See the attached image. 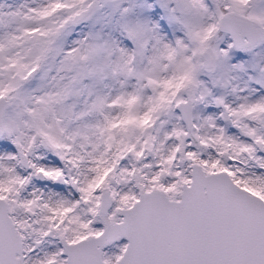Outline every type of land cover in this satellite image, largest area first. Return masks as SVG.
I'll return each instance as SVG.
<instances>
[{"label":"snow or ice","instance_id":"6c2138e0","mask_svg":"<svg viewBox=\"0 0 264 264\" xmlns=\"http://www.w3.org/2000/svg\"><path fill=\"white\" fill-rule=\"evenodd\" d=\"M0 264H264V0H0Z\"/></svg>","mask_w":264,"mask_h":264}]
</instances>
